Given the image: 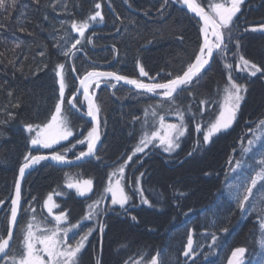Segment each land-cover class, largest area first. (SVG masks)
<instances>
[{"label":"trees","instance_id":"trees-1","mask_svg":"<svg viewBox=\"0 0 264 264\" xmlns=\"http://www.w3.org/2000/svg\"><path fill=\"white\" fill-rule=\"evenodd\" d=\"M47 2L49 0H42V4ZM98 2L102 5L100 11L106 19L104 21L110 24L108 27L93 25L86 31L85 37H91L94 48L85 39L82 46L83 54L73 56L72 65L75 66L77 73L94 67L144 81H152L149 78L155 77L154 82H165L181 73L187 63L194 58L193 54L201 43L199 22L175 3L169 1L165 9V18L161 19L157 9L162 0H128V3H125V0H98ZM198 2L207 4V0ZM21 4L27 6L25 10L31 17V22L26 26L29 31H34L36 36L17 31L14 37L9 29L14 26L15 17L5 28H0V37H7L6 44L0 42V52H5L8 59H15L14 68L11 64L5 67L7 60L0 58V84L7 81L4 87L0 88V120L7 119L8 111L15 113L14 119L7 124H0V131L4 133L0 136V200L4 201V204L0 205V233L5 234L17 169L23 162L24 155L34 152L30 149L32 133L23 125L45 123L54 111L59 96L58 77L55 72L57 63L66 65L65 77L68 84L66 99L69 92L76 88L69 58L60 54L56 40L53 39L64 35L59 21L82 19L93 8V0H80V7L73 6L75 0H68V12H63L60 8L55 11L51 8H41L37 11L32 0H21ZM109 8L116 13H112ZM242 8L245 27L264 22V0H246ZM145 11L148 15H145ZM45 12L48 20L42 18ZM117 14L119 20L114 16ZM37 24L41 27H37ZM66 27L73 38L69 44L64 45L68 47L79 38V35L72 32L69 26ZM53 28L56 31H53ZM17 37L23 40L24 44L22 50H16L17 56L14 57L11 52L12 41ZM233 38L241 41L239 51L247 59L264 65V34L248 31L240 37ZM59 42L64 44L62 39ZM233 42L234 39L232 44H229L231 49L229 53L235 50ZM42 44L47 45V56L43 58V63H47V67H43L42 58L38 55L45 51L43 47H37ZM25 55L28 57L27 60ZM137 60L149 73L148 77L140 76ZM225 63L228 61L222 62L215 56L199 82L176 96V104L124 86H119L113 91L101 87L96 96L97 103L101 106L100 117L103 127L102 144L96 155L100 159L97 160L95 157L72 167L41 164L25 180L24 204L19 224L23 225L28 217V212H24L27 207L35 209V215L38 219L41 218L44 215L43 201L48 193L57 191L63 192L65 196H55V202L60 205L55 211L67 209L70 221L75 223L84 213L86 203L97 199L102 193L108 173L131 154L141 136L142 125L146 119L145 109L151 112L149 106L160 105L157 111L168 116L171 115L169 109L179 106L186 110L191 105L192 112L206 109L203 121L213 119L217 106L200 105L199 102L202 99L221 98L217 93L219 89L222 94L227 80L228 70L224 66ZM229 63L234 65L232 75L236 81L248 86L237 121L226 132L213 137L209 144L193 151L197 140L202 141V133L195 131V122L188 119L190 113L186 112L188 130L181 138L180 147L174 155H168L158 147L152 146L147 151L152 152L143 160L144 154L132 160L127 168L128 174H131V179L134 180L137 175L144 173L142 177L144 196L154 206L142 204L128 214H120L118 213L120 209L111 208L115 214H110L104 219L107 227L102 235L101 264H124L129 258L141 259L142 254L145 260H150L157 252L160 253L159 259L163 264H193V260L195 264H227L231 251L236 247L246 248L244 264H264V255L261 254L264 247L260 243L264 237L261 235L257 216L249 213L241 215L236 209L235 201L230 198L228 188V185L250 175L249 165L258 163L260 159L255 150L253 153L241 155V143L247 145V139L251 138L248 128H255V122L264 119V75L258 73L252 77L246 71L235 69V59ZM22 64L23 72L17 70ZM37 67L42 70L36 71ZM8 91L13 92L12 97H8ZM17 100L21 106L18 109L11 108L10 105ZM64 110L69 114L73 129L84 128V133L79 135V138L83 137L88 122L69 110L65 108ZM134 117L137 119H133ZM147 119L150 127L151 115ZM77 138H72L69 143ZM55 149L60 151L61 148ZM84 149L85 147H82L78 151ZM78 151L67 156L72 157ZM189 152L193 154L188 156ZM230 160L232 163H229ZM236 160H241L243 166L233 172ZM66 173L75 179L91 178L93 180L91 194L83 199L75 197V193L65 187ZM126 188L132 197L131 203L136 205L137 194ZM33 197L36 199L33 200ZM132 216H136L137 221H132ZM225 217L229 219L226 221ZM213 219L216 220V227H210ZM223 227H228L227 233L219 231ZM189 231L193 233L194 247L196 244L202 245L196 248L198 255L194 258L183 255ZM80 232L82 231L76 232L77 237ZM211 232H216L218 236L217 246L214 248L209 247L212 244ZM20 239L18 226L12 243L14 250L19 249ZM98 243L96 231L90 236L81 253V264H96Z\"/></svg>","mask_w":264,"mask_h":264},{"label":"snow or ice","instance_id":"snow-or-ice-1","mask_svg":"<svg viewBox=\"0 0 264 264\" xmlns=\"http://www.w3.org/2000/svg\"><path fill=\"white\" fill-rule=\"evenodd\" d=\"M174 3H180L186 6L187 10L194 13L196 17L202 21V26L199 31L203 36L202 43L199 44L198 50L194 52V58L187 63L186 67L181 73L176 74L171 79H167L166 82H149L146 83L142 79L129 78L126 75H119L114 71H100L92 69L86 71L82 77H79V87L72 92L71 97H65V90L68 87L65 77V63H57L55 65L56 76L58 77L59 84V96L55 103L54 111L50 114V119L42 124L24 123V128L29 133H35L30 138L31 145L41 146L43 148H52L53 145L60 144L61 141H68L69 137L73 136V127L69 119V114L63 108L65 102L70 109L80 111L77 107L78 93L82 91L83 101H79L81 105L86 102L87 110L84 113L87 117L91 118L92 127L88 129L87 134L83 135L82 139H78L70 147L64 148L63 154L61 152L53 151L50 158L60 163H68L67 153L77 145H85L86 150L80 151L74 158L75 160H81L86 157L95 156L97 160L100 159L96 156L97 143L101 140V106L97 103L96 92L90 91V89H98L102 82L107 81L111 87L115 88V84L111 81L125 82L128 85H133L137 90H143L146 93L156 94L172 104H176V96L180 92L187 90L189 87L198 83L204 72L207 71L206 66H210V62L214 58V53H218L222 59H226V54L231 51L229 44H232L234 30L239 29L238 13L241 12L244 0H221V2H214V0H207L205 5L198 0H172ZM32 3L36 6V10L41 8H51L55 11L60 8L63 12L69 11L68 0H49L47 3L42 4V0H32ZM128 3V0H125ZM169 5V0H162L157 12L160 14V18H165V9ZM74 7H80V0H75ZM131 7V5L129 4ZM102 5L98 0H93V8L89 10L88 15L82 19H70L59 21L60 28L64 30L63 37L53 39L56 40V47L60 50V54L66 58L75 56L76 52L82 50L83 41L87 39L88 43H91V37H85V33L90 29L93 23L104 22L105 17L100 11ZM26 5L21 4V0H0V28H5L9 22L13 21L15 17L14 26L9 29L12 35L15 37L16 32H23L29 36H36L34 31H29L26 26L31 22V17L25 10ZM145 15L148 12L145 11ZM44 20H48L49 17L45 12L42 16ZM119 14H117V20H119ZM122 23V21H121ZM134 23V21H130ZM69 26L72 32L78 33L79 38L73 40L71 33L68 31ZM37 27H41L37 24ZM119 32V28L116 29ZM53 31H56L53 28ZM245 32H264V22L259 23L256 26H251L244 29ZM64 40V44H60V40ZM183 39V37H180ZM0 42L7 43V37H0ZM23 40L18 37L12 41L13 47L11 52L13 56H17V49L22 50ZM81 46V47H78ZM241 41L237 39L234 47L236 52L232 53V56L236 58L235 68L237 70L246 71L252 77L257 76L258 73L264 75V65L253 62L247 59L245 55L240 52ZM37 47H43L45 51H41L38 55L42 58L47 56V45H37ZM0 58L7 60L8 64H11L15 68V59H8L5 56V52H0ZM28 57L25 55V60ZM47 63H43V67H47ZM137 66L139 68V74L141 77H148L149 73L145 70L143 64L137 60ZM225 68L228 70L226 83L221 90L218 89V96H221L218 100L202 99L200 105L215 104L217 106L216 114L213 119L203 121L202 117L205 114L206 109L202 108L198 112H192L191 105L186 110H182L177 106L174 109H169V112L177 117V122H170L166 119V114H162L157 111V107L149 106L151 112L145 109V121L142 125V132L140 139L133 147L131 154L127 156V159L123 163L117 165L107 176V184L100 193L99 197L93 200L87 205V211L80 217L75 223H72L69 219V211L59 209L54 198L53 193H48L46 199L43 201V208L47 209V216H41L37 218L35 215V209H31L33 215L23 225L19 224L18 213L21 210V179L24 178L26 169L39 164L43 160L49 159L46 155H32L31 152L27 153L23 157V163L19 167V178L15 181V195L11 198L10 216L8 220V227L5 233H0V264H81L80 257L82 251L85 249L86 244L89 242V236L96 230L103 235L107 224L99 220L101 214H106L107 209H101L99 206L108 198L110 194L111 205H119L125 213L128 209L126 205L129 204L131 196L126 191L125 185V168L129 165V162L133 160V157L137 153H144L145 149L152 145L153 147L160 146L165 153L174 152L180 147L181 138L185 136L188 130V123L186 122V112L190 113L189 120L195 122V131L202 133V141L197 140L196 146L193 151L202 147V145L209 144L213 137L218 133L226 132L237 121L238 116L242 110V104L246 99L248 92L247 84L238 83L232 76L233 65L225 63ZM24 65L22 64L18 71L23 72ZM42 70L37 67L36 71ZM72 71L75 72L76 68L73 65ZM171 75V74H169ZM150 80L154 81L155 77H150ZM7 83L5 81L0 84V88H3ZM175 94V95H174ZM8 97L13 96L12 91L7 92ZM192 95V93H189ZM11 108L18 109L21 104L19 100L16 103L10 105ZM151 115L152 124L149 127V121L147 117ZM15 118V113L12 111L7 112V119L0 120V124H7L10 120ZM137 119V118H133ZM255 128L249 127L248 133H251V138L247 139V145L241 143V155L253 153L258 154L260 159L258 163L249 165L250 175L244 176L241 180H238L235 184L228 185L229 194L231 200L235 201L236 209L241 212V215L245 213L256 214L259 221V229L261 235L264 237V119H260L255 122ZM4 135L0 131V136ZM243 141V138H242ZM235 151V149L233 150ZM193 153L189 152L187 155L191 156ZM229 163H232L230 160ZM243 162L236 160L232 169L235 172L237 169H241ZM144 173L140 174L143 177ZM209 175V173H205ZM66 176V186L68 189H75L77 195L87 196L88 193L93 191V180L89 179H74L69 174ZM140 177L135 180L137 187V194L140 196L142 204L153 207L149 199L144 196V189L140 187ZM56 195H62V193H56ZM184 195V193H180ZM36 197H33L35 200ZM4 204L3 200H0V205ZM29 209H24L27 213ZM219 211V208L218 210ZM216 215V213H213ZM231 215V214H230ZM51 217V220H49ZM96 219L94 227L87 228L86 231L80 232L78 238L74 229H81L83 221H92ZM132 221H137L136 216L131 217ZM229 217H225L227 221ZM67 225V226H65ZM19 226L21 233V239L19 242V249L14 250L12 248V241L14 239V229ZM210 227H216V220L213 219L210 222ZM228 227H223L219 231L227 233ZM72 233L70 236L69 234ZM212 244L209 247H216L218 236L216 232H211ZM261 246L264 247V239L260 241ZM126 247V246H125ZM202 247L200 244H196L194 247V239L192 231L187 234V242L184 246L183 255L187 258H194L198 255L196 248ZM11 252V254H9ZM246 253L245 247H236L231 251V255L228 258L227 264H244V255ZM264 255V252L261 253ZM160 253L157 252L150 260L144 259V254L141 255L140 260L133 261L132 258L124 261V264H163V261L159 259ZM97 264L100 261L97 260ZM195 264V260H193Z\"/></svg>","mask_w":264,"mask_h":264},{"label":"bare ground","instance_id":"bare-ground-1","mask_svg":"<svg viewBox=\"0 0 264 264\" xmlns=\"http://www.w3.org/2000/svg\"><path fill=\"white\" fill-rule=\"evenodd\" d=\"M169 1H171L172 2V0H169ZM174 3V2H173ZM176 5H178L179 7H181V5H180V3H175ZM181 8H183V7H181ZM109 9H111V8H109ZM184 9V8H183ZM112 10V9H111ZM185 10V9H184ZM186 11V10H185ZM112 13H116L115 11H111ZM187 12V11H186ZM188 13V12H187ZM189 14V13H188ZM190 15V14H189ZM115 16V18L117 19V16L116 15H114ZM192 16V15H191ZM193 17V16H192ZM193 18H195V17H193ZM196 20H197V18H195ZM244 19H245V17H243V16H239V20L237 21V23L239 24V29H238V31L237 30H235L234 32L237 34V37L239 36H241L242 34H244L245 33V31H244V29L245 28H247V27H245V24H244ZM106 20V19H105ZM198 22H199V29H200V27L202 26L201 25V23H200V21L199 20H197ZM109 24H110V22H107V21H104V22H101V23H93L92 25H91V28H92V26L93 25H96V26H101V27H103L104 25H106L105 27H108L109 26ZM119 26H121V25H119ZM199 33H200V31H199ZM95 36V35H94ZM200 36H201V43H202V41H203V36H202V34L200 33ZM84 42V41H83ZM88 43V42H87ZM92 43V42H91ZM91 43H88V44H91ZM91 46H92V48H94L93 47V45L91 44ZM78 47H81V46H78ZM78 53H82L83 54V50H81V51H78V52H76V54H78ZM75 54V55H76ZM72 58H73V56L72 57H70L69 58V62H70V64H71V71H72ZM92 69H94V67H90L89 69H87V70H85L84 72L82 71V72H79V73H77L76 71L75 72H71L72 73V75H73V78H74V80H75V82H76V87H77V81H78V79H79V77H82V75L86 72V71H91ZM95 69H99L100 70V68H95ZM102 70H105V69H102ZM112 71V70H111ZM115 72V71H114ZM81 73V74H80ZM118 73V72H117ZM129 78H134V77H130V76H128ZM234 77V76H233ZM134 79H138V78H134ZM145 82H150V81H145ZM102 83H106L107 84V86H102V85H100V87L97 89V92H98V90L101 88V87H104V88H107L108 90H110V91H113V90H115V89H117L118 87H115V88H113V87H111V85L107 82V81H105V82H102ZM111 83H114L113 81H111ZM109 87H111V88H109ZM66 90H67V88H66ZM66 90H65V94H66ZM75 90H76V88H75ZM75 90H71L70 92H69V95H68V97L67 98H69V97H71V95H72V92H74ZM132 90H134V89H132ZM90 91H92V89H90ZM134 91H137V92H141V93H143V94H146V95H149V96H151L150 94H148V93H146V92H143V91H138V90H134ZM97 95V94H96ZM79 101H83V95H82V91L80 92V95L78 96V102H77V107L81 110V111H83L84 113L86 112V110H87V105H86V102L83 104V105H81L80 103H79ZM63 108H65V109H67V111L69 110L70 112H72V113H74L75 115H77L78 117H80L81 119H83L84 121L86 120V119H84V117H82L81 115H79L78 114V112L76 111V110H74V109H70L69 108V106H68V104L65 102V104L63 105ZM101 118V117H100ZM50 119V118H49ZM87 121V120H86ZM92 127V125H90V126H88V128H87V130H86V132L85 133H87V131H88V129H90ZM103 128V127H102ZM83 130H84V128H82V127H77L76 129H73V139H74V137H78L79 138V135L80 134H82V133H84L83 132ZM35 133L33 132L32 133V135H34ZM102 137H103V131H102ZM72 139L70 138L68 141H71ZM101 144H102V140H101ZM63 145V144H62ZM86 146V145H85ZM101 147V146H100ZM30 149L32 150V151H34L33 153H31L32 155H35V154H42V153H50V152H53V151H57L58 152V150H56L55 148H47V149H45V148H40L39 146H33V145H31V143H30ZM100 149V148H99ZM86 149H84V150H82V151H85ZM99 151V150H98ZM98 151H97V153H98ZM79 152L80 151H78L77 153H76V155H78L79 154ZM73 153V152H72ZM97 153H96V155H97ZM75 155V156H76ZM93 158H95V156H93L92 158H90V159H88V160H86L85 162H87V161H89V160H91V159H93ZM23 163V162H22ZM21 163V164H22ZM43 163H48V162H44V161H41L39 164H36L35 166H33V167H31V168H29L28 169V171L26 172V177H25V180H26V178L32 173V172H34L39 166H41V164H43ZM82 163H84V162H82ZM82 163H80V164H82ZM20 164V165H21ZM50 164V163H49ZM20 165H19V167H20ZM52 165H54V164H52ZM54 166H57V165H54ZM19 167H18V169H17V173H18V170H19ZM60 167V166H59ZM16 177H17V174H16ZM16 177H15V180H16ZM25 180H24V183H25ZM14 183H15V181H14ZM106 183H107V181L105 182V184H104V186L102 187V192H103V189H104V187L106 186ZM13 187H14V185H13ZM23 187H24V184H23ZM12 192H13V190H12ZM56 193H62V195H56ZM91 194V193H90ZM90 194H88L87 196H89ZM53 195H54V200H55V196H61V197H64L65 195L63 194V192H61V191H57V192H55V193H53ZM11 197H12V195H11ZM75 197H77V198H79V199H83L85 196H79V195H77V194H75ZM91 203V202H90ZM90 203H86V205H85V208H84V213L87 211V205L88 204H90ZM10 204H11V200H10ZM132 205H134L135 206V204H130V205H128L126 208L128 209L130 206H132ZM109 209H107V212H106V214H101L100 216H99V218H100V220L101 221H103L104 222V219H105V217H107L108 215H110V214H115V212H113V211H111V208L112 209H115V208H117V207H108ZM103 209H106V208H103ZM133 209H136V208H133ZM133 209H130L129 211H127V213H123V210H121L120 212H118V213H120V214H128L131 210H133ZM84 213L81 215V216H83L84 215ZM80 216V217H81ZM80 217H79V219H80ZM78 219V220H79ZM93 221H83L82 222V228L81 229H78V230H80V231H86L87 230V228H89V227H92V225H93V223H92ZM77 230V231H78ZM98 232V234H100V232L99 231H97ZM101 235V234H100ZM102 236V235H101ZM98 245H99V243H98ZM100 249L102 250V247H100L99 246V249H98V251H99V253H98V255H97V260H100V262H101V259H102V251H101V253H100ZM96 264H97V262H96ZM101 264V263H100Z\"/></svg>","mask_w":264,"mask_h":264},{"label":"rangeland","instance_id":"rangeland-1","mask_svg":"<svg viewBox=\"0 0 264 264\" xmlns=\"http://www.w3.org/2000/svg\"><path fill=\"white\" fill-rule=\"evenodd\" d=\"M246 0H244V2H245ZM242 9L243 8H241V12L240 13H238V15L239 16H243V17H245L244 16V14L242 13ZM254 26V25H253ZM256 26V25H255ZM249 27H251V26H248V28ZM235 31V30H234ZM252 32V31H251ZM258 32V31H257ZM78 34V33H77ZM79 35V34H78ZM233 36L235 37V36H237V34L234 32V34H233ZM234 39V42H233V44H235V41H236V38H233ZM235 48V47H234ZM237 50H236V48H235V50L233 51V52H236ZM232 52V53H233ZM232 53H227L226 54V59H222L221 57H220V55L218 54V53H216V56L218 57V59L220 60V61H222V62H225L226 60L228 61V63L230 62V61H232V60H234L235 59V62H236V58H234L233 56H232ZM233 68H234V65H233ZM236 69V68H235ZM237 70V69H236ZM233 76V75H232ZM234 78V77H233ZM235 79V78H234ZM236 80V79H235ZM167 118V120H169L170 122H177V117H175L174 115H168V116H166ZM186 134V133H185ZM73 137V136H72ZM72 137H69V139L71 138L72 139ZM83 137H80V138H77L76 140H78V139H82ZM68 139V140H69ZM76 140H74V142L72 141V143H69V141H61L60 142V144H58V145H53L52 146V148H55V147H58V148H61L60 149V152L63 154V150H64V148H68V147H70L71 146V144H74L75 143V141ZM63 144V145H62ZM86 145V144H85ZM85 145H77L75 148H73V149H71V151H69L67 154H69V153H71V152H75V151H78V149L79 148H82V147H85ZM207 145V144H206ZM34 146V145H33ZM40 148H43V147H41V146H39ZM152 147V145H149V147L147 148V149H145V152L144 153H137L136 154V156H134L133 157V159L135 158V157H138V156H141L142 154H145L148 150H149V148H151ZM156 147H158L159 148V150L160 151H162V152H164L163 151V148L162 147H160V146H158V144H157V146ZM45 149H47V148H45ZM179 149V148H178ZM178 149H176L174 152H171V153H166V154H168V155H174L175 153H176V151L178 150ZM165 153V152H164ZM127 159V158H126ZM144 159V158H143ZM142 159V160H143ZM132 161H130L129 162V164L131 163ZM122 163H123V161H122ZM119 164H121V163H119ZM118 164V165H119ZM129 166V165H128ZM128 166L125 168V185H126V187H128L130 190H132V191H134L136 194H137V187H136V185H135V180L136 179H134V180H132L131 179V174H128V171H127V168H128ZM127 176H129V177H127ZM137 177H140V174L139 175H137L136 176V178ZM75 179V178H74ZM107 184V183H106ZM65 187L67 188V186H66V183H65ZM140 187H142V177H140ZM68 189V188H67ZM69 190H71V191H73L75 194H77L76 193V190L75 189H69ZM126 191H127V188H126ZM88 194H90V193H88ZM87 194V195H88ZM130 195V194H129ZM138 195V194H137ZM138 197H139V200H140V196L138 195ZM53 198H54V195H53ZM140 203H141V200H140ZM130 204H132L131 203V200H130V202H129V204L128 205H130ZM128 205H126V207L128 206ZM145 205V204H144ZM101 209H103V208H106V209H109L108 207H117L118 209H120V207H119V205H111V203H110V194H108V198L99 206ZM26 209H29V211H28V217H27V219H26V221L25 222H27L28 220H29V218L33 215V212L31 211V209H32V207H27ZM56 209H54V211H55ZM120 210H122V209H120ZM48 214H47V209L46 208H44V215L43 216H47ZM49 220H51V217H49ZM99 220H100V218H99ZM93 222V225H92V227H94L95 226V224H96V219H93L92 220ZM65 226H67V225H65ZM77 230L78 229H74L73 231H75V232H77ZM96 231H98V230H96ZM96 231H94V232H96ZM93 232V233H94ZM92 233V234H93ZM70 236L72 235V233H70L69 234ZM16 236V235H15ZM91 236V235H90ZM90 236H89V238H90ZM99 236H101L100 234H98V238H99ZM102 237V236H101ZM78 238V237H77ZM15 239V238H14ZM136 260H140V259H133V261H136Z\"/></svg>","mask_w":264,"mask_h":264},{"label":"water","instance_id":"water-1","mask_svg":"<svg viewBox=\"0 0 264 264\" xmlns=\"http://www.w3.org/2000/svg\"><path fill=\"white\" fill-rule=\"evenodd\" d=\"M181 5V7H183L190 15H192L193 17H195V18H197V20H199V18L198 17H196L195 16V14L194 13H191L189 10H187V8H186V6H184V5H182V4H180ZM200 21V20H199ZM200 23H201V25H202V21H200ZM263 34H264V32H262ZM215 55H216V53H214V57H215ZM214 59V58H213ZM213 61V60H212ZM212 61L210 62V65H211V63H212ZM207 68L209 67V66H206ZM99 70V69H98ZM100 71H111V70H102V69H100ZM117 74H119V73H117ZM119 75H121V74H119ZM134 79V78H133ZM113 82H114V84L116 85L115 87H119V86H124V87H127V88H130V89H134V90H137V89H135V87L133 86V85H128V84H126L125 82H123V81H120V82H116V81H114L113 80ZM145 82V81H144ZM146 83H149V82H146ZM101 85L102 86H107V84L106 83H101ZM79 87V79H78V81H77V87L76 88H78ZM109 88H111V87H109ZM93 90L96 92V94H97V89L96 88H93ZM138 91H143V90H138ZM148 94H150L151 96H154V97H156V98H162V97H160V96H158V95H156V94H153V93H148ZM78 96L80 95V93H78L77 94ZM78 112V114L79 115H81L82 117H84V119H86L88 122H89V124L90 125H92V122H91V118L90 117H87L86 115H84V112L83 111H77ZM101 140H102V126H101ZM101 140L97 143V151L99 150V148H100V146H101ZM97 153V152H96ZM35 155H46V156H48L49 157V159H47V160H43L44 162H48V163H50V164H54V165H57V166H60V167H71V166H76V165H78V164H80V163H82V162H85L86 160H88V159H90V158H92V157H86V158H82L81 160H75V156L74 157H71V158H69L68 157V163H60V162H57V161H54V160H52L51 158H50V156H51V153H42V154H35ZM35 166V165H34ZM28 171V169H26V172ZM26 172H25V176H24V178H22L21 179V189H22V198H21V205H22V207H21V210H20V212L18 213V219H19V221H20V216H21V212H22V208H23V184H24V180H25V177H26ZM19 178V171H18V173H17V177H16V180ZM15 180V181H16ZM14 195H15V183H14V187H13V192H12V197H14ZM11 197V198H12ZM10 207H11V204H10ZM138 207H140V203L138 204V205H136V206H134V205H132V206H130L129 208H128V211L130 210V209H133V208H138ZM123 213H125L124 211H123ZM9 216H10V214H9ZM17 228H18V226H17ZM17 228H15L14 229V238H15V235H16V232H17ZM13 241H14V239H13ZM13 241L11 242V243H13ZM100 247H102V244H101V242H100ZM101 249H100V253H101ZM100 261V260H99ZM101 263V262H100Z\"/></svg>","mask_w":264,"mask_h":264}]
</instances>
